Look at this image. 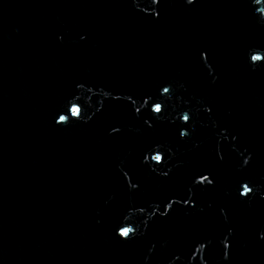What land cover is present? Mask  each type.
<instances>
[{"label":"water","instance_id":"water-1","mask_svg":"<svg viewBox=\"0 0 264 264\" xmlns=\"http://www.w3.org/2000/svg\"><path fill=\"white\" fill-rule=\"evenodd\" d=\"M254 55L253 0H0V264H264Z\"/></svg>","mask_w":264,"mask_h":264},{"label":"snow or ice","instance_id":"snow-or-ice-1","mask_svg":"<svg viewBox=\"0 0 264 264\" xmlns=\"http://www.w3.org/2000/svg\"><path fill=\"white\" fill-rule=\"evenodd\" d=\"M253 2L255 4H261V3H264V0H253ZM251 59L253 61L264 60V57L255 56L254 55V56L251 57ZM164 91H168V89L165 88ZM155 110L156 111H160L161 110V106L157 104L155 106ZM71 112H72L73 115H78L79 112H80V109L77 106L73 105L72 108H71ZM57 115H58V113H57ZM185 119H187V117H185ZM53 120L55 121L56 124L59 125V124H63L66 121V117L63 116V115H59V119L57 120L56 116H53ZM155 159L156 160H160L161 157L160 156H156ZM206 179H207V177L203 176L201 174V180H206ZM249 192H251V189L247 185H244L243 186V191L240 192L239 194L241 196H246ZM120 235L123 236V237H128L130 235V229H128V228H120ZM225 247H227V245H225Z\"/></svg>","mask_w":264,"mask_h":264}]
</instances>
